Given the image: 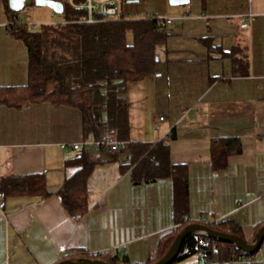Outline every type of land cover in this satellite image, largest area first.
<instances>
[{"label": "crops", "instance_id": "crops-1", "mask_svg": "<svg viewBox=\"0 0 264 264\" xmlns=\"http://www.w3.org/2000/svg\"><path fill=\"white\" fill-rule=\"evenodd\" d=\"M132 2L142 11L131 17L173 19L156 75L128 87L130 141L169 142L171 162L187 166V220L232 219L252 238L264 221V0H190L179 8L166 0ZM10 24L0 0V87L23 86L28 79V49ZM233 58L248 59L247 75L235 74ZM223 137H239L242 152L216 170L212 140ZM84 141L92 139L85 140L75 107L0 104V179L39 174L51 193L47 199L0 196V264H56L63 246L66 260L85 254L145 262L175 228L171 177L135 184L131 171H123L130 148L122 154L72 148ZM83 150L101 162L89 178V209L75 219L57 193L69 172L65 161ZM175 264L215 263L197 254Z\"/></svg>", "mask_w": 264, "mask_h": 264}, {"label": "trees", "instance_id": "trees-1", "mask_svg": "<svg viewBox=\"0 0 264 264\" xmlns=\"http://www.w3.org/2000/svg\"><path fill=\"white\" fill-rule=\"evenodd\" d=\"M56 1L64 5L63 14L57 13L61 18L35 30L19 18V12L10 8L8 0H3L11 22L10 32L21 39L28 49V79L23 86L0 87V104L22 108L48 102L56 106L75 107L82 114L85 140L101 141L106 134H110L118 141L128 142L131 157L123 171H131L135 184L164 177L173 179L176 226L162 235L157 256L133 263L156 264L168 252L176 237L192 224L187 220L190 206L188 169L186 165L171 162L169 142L160 141L152 145L130 141L127 92L131 83L156 75L159 50L166 46L171 34L158 17H131L120 13L117 17L106 19L96 14L99 21L87 22L88 10L78 7L85 0ZM130 35L132 42L128 40ZM204 42L208 43V40L204 39ZM233 64L235 74L249 73L247 58L245 62L233 58ZM241 152L239 137L213 139V168L224 169L229 157ZM100 162L99 156L86 150L65 161L69 172L57 195L65 210L75 219H81L89 209L88 182ZM25 195L47 199L51 193L47 190L44 176L11 174L0 179V196L3 198ZM199 223L241 237L248 243L254 242L264 226V221L258 223L253 237L246 239L242 227L232 219ZM202 239H206L207 243L201 244ZM200 251L204 262L215 264H229L239 261L241 256L250 257L258 253H245L228 241L210 237L204 232H194L187 236L172 264L199 255ZM83 259H100V256L83 254L67 260ZM110 262L129 264L126 259L121 263L117 257Z\"/></svg>", "mask_w": 264, "mask_h": 264}, {"label": "water", "instance_id": "water-1", "mask_svg": "<svg viewBox=\"0 0 264 264\" xmlns=\"http://www.w3.org/2000/svg\"><path fill=\"white\" fill-rule=\"evenodd\" d=\"M135 0H127V2H132ZM190 0H170V4L172 6L183 5L189 3ZM9 6L13 11L21 12L27 6H31L35 4L37 6H46L51 8L54 12L58 14H63L64 5L62 2L56 0H8ZM194 232H204L206 235L210 237H214L217 239L228 241L245 253H254L258 251L264 243V226L261 228L259 233L257 234L254 242L248 243L241 237L236 235L219 232L216 231L209 226L202 223H192L188 225L175 239L173 244L171 245L168 252L156 263V264H172L177 255L179 254L183 242L187 238L188 235ZM59 264H111L102 259H83L80 261L74 260H63Z\"/></svg>", "mask_w": 264, "mask_h": 264}, {"label": "built area", "instance_id": "built-area-1", "mask_svg": "<svg viewBox=\"0 0 264 264\" xmlns=\"http://www.w3.org/2000/svg\"><path fill=\"white\" fill-rule=\"evenodd\" d=\"M118 1L117 0H85V2L81 3L78 5V7H83L88 10V18L87 22H95L99 21L96 18V14L103 15L107 18H114L119 15V10H118ZM18 16L21 20H25L22 11L18 13ZM54 17L57 18V13H54ZM102 20V19H101ZM30 28H36L35 23H30L26 21ZM55 22V21H54ZM160 23L166 27H169L172 24V19L170 18H160ZM165 116H161L160 120L163 121L165 120ZM168 136H171V132L167 133ZM63 146L65 147H70L71 144L65 143ZM87 146H91L94 148H102L106 149L112 153L116 154H122V152H129V145L128 142H121L116 139H114L110 134H106L104 138L101 141H84L81 144H73L72 148L74 150H80L84 149ZM129 161V160H128ZM264 197V194L262 195ZM219 219H214L211 221H202V222H214ZM207 240L202 239L201 244H206ZM66 246L60 247V252H61V257L60 260H66ZM158 254V250H153L151 252V256L155 257ZM199 256H202V251L199 252ZM240 262H243L244 264H264V245L258 250V253L255 256H241L239 259Z\"/></svg>", "mask_w": 264, "mask_h": 264}, {"label": "rangeland", "instance_id": "rangeland-1", "mask_svg": "<svg viewBox=\"0 0 264 264\" xmlns=\"http://www.w3.org/2000/svg\"><path fill=\"white\" fill-rule=\"evenodd\" d=\"M118 1V10L120 13H126L129 15H141V5L135 2H127V0H117ZM167 4L170 8H176L180 7L179 5L172 6L170 4V0H166ZM22 13L25 16V20L30 23H35L36 28L35 30L41 29L43 24L51 23L56 20H59L61 17L57 16V18L54 17L53 10L46 6H37V5H31L27 6ZM58 15V14H57ZM163 18H170L172 17H163ZM33 29V28H32ZM133 103V102H132Z\"/></svg>", "mask_w": 264, "mask_h": 264}]
</instances>
